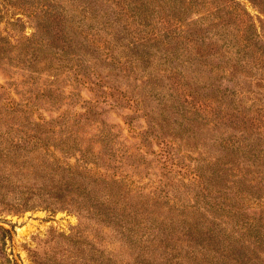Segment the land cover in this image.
I'll return each instance as SVG.
<instances>
[{"label": "trees", "instance_id": "1", "mask_svg": "<svg viewBox=\"0 0 264 264\" xmlns=\"http://www.w3.org/2000/svg\"><path fill=\"white\" fill-rule=\"evenodd\" d=\"M223 9L217 0H0V74L20 77L7 81L20 94L19 100L8 93L11 102L0 101V213L36 207L73 210L81 222L87 220L97 230L109 228L131 248L130 259L135 260L125 264L147 262L164 241L182 235L186 238L182 246H199L191 237L194 220L209 235L230 229L229 234H220L226 239L225 252L211 264H221L219 260L264 264V207L253 204L264 200L259 201L262 195H254L256 191L241 187L248 183L258 194L264 192L260 175L264 146L258 147L256 141L260 135L247 115L233 119L240 108L229 109L222 99L232 95L231 90L214 100L224 113L213 121L203 116L208 105L185 81L188 73L194 76L207 69L213 59L215 66L224 61L215 46L218 39L225 40L220 35L226 27ZM242 44L249 45L246 40ZM222 70L226 73L228 68ZM227 74L235 77L233 71ZM155 79L165 83L158 85ZM123 82L127 86L132 82L131 89L121 90ZM87 83L93 84L87 89L90 98L81 95ZM94 96L109 99L113 107H137L140 101L155 100V107L144 106L154 117L141 132L146 142L149 135L164 138V128L176 127L173 135L199 139L194 147L203 145L206 156L196 165L190 182L196 193L188 201H180L174 189L188 186L183 180L160 179L161 185L144 190L133 185L123 169H116L131 155L118 144L119 132L105 125L99 110L90 104ZM39 103L49 115L58 107L65 109L49 120L41 113L34 117L32 109ZM76 105L82 110L69 111ZM90 126L96 130L89 135ZM97 143L100 147L95 150ZM169 152L164 157L171 159ZM218 162L222 164L216 168L208 166ZM108 167L116 170L108 172ZM158 204L168 210L200 211L204 224L195 217L187 222L177 218L173 222L183 224L175 231L161 229L152 217ZM161 218V223L169 221ZM245 233L250 235L246 241L242 240ZM244 244L250 250L240 252ZM231 250L244 255L241 261L233 253L229 257ZM88 251L94 254L91 264L116 261L110 253L104 259V252L95 246ZM192 264L205 263L199 259Z\"/></svg>", "mask_w": 264, "mask_h": 264}, {"label": "rangeland", "instance_id": "2", "mask_svg": "<svg viewBox=\"0 0 264 264\" xmlns=\"http://www.w3.org/2000/svg\"><path fill=\"white\" fill-rule=\"evenodd\" d=\"M217 1L224 5L222 19H224L226 27L220 33L225 37V40L218 39L215 43L216 55L223 57L224 61L219 66H215L217 60L213 59L210 66L207 65V69L199 70L194 76L188 73L185 81L195 89L196 95L202 99L199 100L206 102L208 105L207 109L202 110L203 116L205 115L204 117L213 119V121H216L224 113L222 106L214 100L218 99L222 93L228 92L227 90H231L232 95L222 96L224 104L228 105L229 109L235 105L240 108L241 113L239 115H232L236 121L244 119L245 115L250 117L253 122V131L260 135V139H256L258 141L257 146L263 147L264 126H258V124L264 123V0ZM258 34L262 37H258ZM244 40L248 41L249 45L241 47ZM222 67L228 68L226 73L223 72ZM231 71H233L235 77H230L227 74ZM19 79L20 77L6 78L0 74V101H3V103H6V101L11 102L8 93L13 96L15 101L19 100L20 94L16 93L15 89L12 90V86L7 84L8 80ZM155 81L158 85L165 83L164 79H155ZM91 86L93 84L87 83L83 88L81 95L84 98H90L91 93L87 89ZM131 87L132 82L128 86L123 82L120 89L130 90ZM17 88L22 89V86L18 85ZM69 88L68 85L67 89ZM142 91L148 93L146 90ZM117 100L119 103H126L124 99L120 101L117 98ZM199 100L192 98L193 102ZM40 103L32 109V116L36 117L41 113L49 120L51 115L55 116L65 109V106L58 107L49 115L46 110L39 107ZM210 103H213L214 108L210 107ZM90 104L99 110L98 115L104 120L105 125L111 124L113 131L119 132L118 144H123L131 157L125 159L126 164L122 167H116V169H123L124 173L129 174V180L134 181L133 185L144 186V190H147L154 185H161L160 179L173 180L177 183L183 180L188 186L185 184L180 185L178 188L177 185L174 186V189H178L176 193L178 199L188 201V196L196 193L190 182L196 172L197 163L201 162L200 158L206 156V153L203 152L205 148L203 145H201L202 148L200 145L194 147L199 139L195 138L197 139L195 140L185 133H183V137H180L179 133L173 135V131H176L177 127L171 128L172 130L164 128L162 130L163 135H165L164 138L149 135L146 142L141 132L147 128L148 120L154 119V117H151V113L149 117V112L147 113L144 106L155 107V100L140 101L138 108L132 104L113 107L109 99L94 96ZM41 105L47 108L51 107L49 103ZM75 110L81 111L82 108L78 105L69 108L71 112ZM210 122L213 123L212 120ZM94 130H96L95 127L90 126L88 128L89 135ZM210 143V141H207L205 145H208L206 148L211 150ZM99 147L100 144L97 143L95 150ZM167 151L172 154L171 159L164 157ZM70 161L73 162L74 159L70 158ZM111 164L115 163L111 162ZM221 164L220 162L215 165L210 163L208 166L216 168L217 165ZM136 165H139V167L132 172ZM116 169L108 167L106 171L112 173ZM230 173L232 174L233 171H230ZM260 175L264 176V170L260 172ZM241 187L256 191L254 195H262L258 196L262 200H257H264V192L258 194L259 191L251 189L248 183H242ZM253 204L264 207V202ZM199 212L190 211L189 209L182 211L178 208L168 210L165 209V205L158 204L152 211V217L156 218L161 229L175 231L178 225L183 224L173 222L177 218L187 222V220L190 221L192 217H195L198 221H203L204 216ZM215 213V215H219L218 210ZM180 215H182L181 218ZM175 216L178 217L171 218ZM161 217H166L169 221L161 223ZM243 217H246V215L240 216V218ZM81 220L75 211L68 209L52 210L36 207L21 213H0V264H91L90 259L94 254L88 251L90 246L102 250L104 259L110 253L111 258L116 260L115 263L113 262L114 264L132 263L135 260L130 259L132 255L131 248L114 237L108 230L109 228L97 230L87 220L82 222ZM193 223L191 237L203 248H200V245L189 249L182 246L186 241L185 235H182L181 238L175 241L173 239L164 241L162 246L153 253L154 257L152 259L147 260V262L139 259L138 264H192L199 259L204 261L205 264L214 263L225 252L227 245L226 239L222 240L223 237L220 234L223 232L229 234L230 229L217 231L219 235H209L205 229L198 228V226H201L200 223L198 224L194 220ZM77 232L80 234L75 235ZM249 236L248 233H245L242 240L247 239ZM92 240H95V242L93 243ZM191 248H195L193 253L189 251ZM249 250L248 245L244 244V248L240 252ZM229 253V257L233 253L239 261L244 257L243 254L239 255L238 252L233 250ZM98 259H101L100 256H98ZM219 262L223 264L222 261L219 260Z\"/></svg>", "mask_w": 264, "mask_h": 264}]
</instances>
